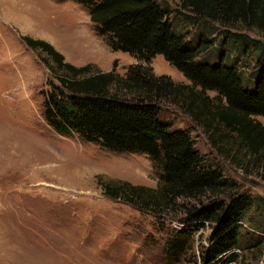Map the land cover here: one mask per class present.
<instances>
[{"label":"rangeland","instance_id":"rangeland-1","mask_svg":"<svg viewBox=\"0 0 264 264\" xmlns=\"http://www.w3.org/2000/svg\"><path fill=\"white\" fill-rule=\"evenodd\" d=\"M169 8L175 29L187 33L185 44L194 46L200 37L213 44L199 61H215V49L224 56L237 54L228 53V34H202L173 4ZM247 34L264 42V34ZM22 37L47 42L75 67L114 68L124 76L129 66L143 64L156 76L189 84L160 55L146 64L113 51L105 37L96 35L87 11L75 3L0 0V264H202L210 226L192 232L182 239L183 247L172 251L174 237L186 226L182 215L157 216L104 196L106 180L156 190L159 175L148 157L108 151L77 136L59 135L46 124L43 92L53 79ZM248 55L240 56L246 60L245 78L259 69L257 54ZM180 107L163 104L160 119L171 123V129L187 130L205 164L218 167L253 201L231 264H264V171L250 166L243 152L234 159L219 156L202 127ZM257 120L264 125V119Z\"/></svg>","mask_w":264,"mask_h":264},{"label":"trees","instance_id":"trees-1","mask_svg":"<svg viewBox=\"0 0 264 264\" xmlns=\"http://www.w3.org/2000/svg\"><path fill=\"white\" fill-rule=\"evenodd\" d=\"M57 1L83 7L96 35L105 37L113 51L146 64L160 55L189 84L156 76L143 64L129 66L124 76L114 68L101 72L92 64L75 67L47 42L22 37L53 79L43 92L46 124L59 135L77 136L108 151L148 157L159 175L156 190L106 180L104 196L156 211L157 216L182 215V224L189 227L177 232L172 251L183 247L182 239L192 232L210 226L201 263L234 262L252 198L240 193L218 167L207 166L190 133L171 129L159 111L163 104L180 105L202 127L219 156L234 159L243 152L250 157V166L264 171V125L257 120L264 119V42L247 34H264V0ZM170 4L194 21L202 34H228V53L237 54L224 56L215 49V61H199L213 44L202 37L195 47L185 44L187 33L173 26ZM247 52V57L257 54L260 61L259 69L245 78L246 60L240 56Z\"/></svg>","mask_w":264,"mask_h":264},{"label":"bare ground","instance_id":"bare-ground-1","mask_svg":"<svg viewBox=\"0 0 264 264\" xmlns=\"http://www.w3.org/2000/svg\"><path fill=\"white\" fill-rule=\"evenodd\" d=\"M136 177V176H135Z\"/></svg>","mask_w":264,"mask_h":264}]
</instances>
